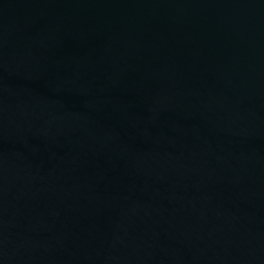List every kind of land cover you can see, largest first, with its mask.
Masks as SVG:
<instances>
[{"label":"water","instance_id":"water-1","mask_svg":"<svg viewBox=\"0 0 264 264\" xmlns=\"http://www.w3.org/2000/svg\"><path fill=\"white\" fill-rule=\"evenodd\" d=\"M0 264H264V0H0Z\"/></svg>","mask_w":264,"mask_h":264}]
</instances>
